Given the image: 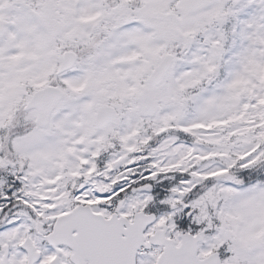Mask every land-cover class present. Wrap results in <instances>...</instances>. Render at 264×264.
<instances>
[{"label":"snow or ice","instance_id":"6c2138e0","mask_svg":"<svg viewBox=\"0 0 264 264\" xmlns=\"http://www.w3.org/2000/svg\"><path fill=\"white\" fill-rule=\"evenodd\" d=\"M0 264H264V0H0Z\"/></svg>","mask_w":264,"mask_h":264}]
</instances>
